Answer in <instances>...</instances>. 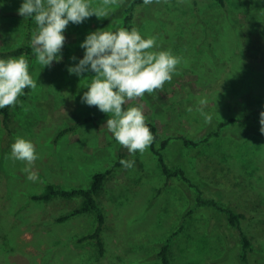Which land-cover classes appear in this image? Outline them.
<instances>
[{
  "label": "rangeland",
  "instance_id": "obj_1",
  "mask_svg": "<svg viewBox=\"0 0 264 264\" xmlns=\"http://www.w3.org/2000/svg\"><path fill=\"white\" fill-rule=\"evenodd\" d=\"M133 1L118 0L106 17L69 23L62 60L50 68L36 63L30 47L36 29L30 34L29 71L38 86L28 89L14 108L11 137H5L0 119V264H162L160 245L182 223L171 264H244L239 231L221 212L197 206L198 198H213L244 213L241 226L251 242L247 264H264V135L259 123L264 0H225L224 7L214 0H160L134 7L133 27L142 37L155 36L154 50H170L182 60L179 74L162 92L145 94L126 107L143 106L146 119L157 126L156 147L167 141L161 149L167 166L183 169L190 182L178 176L166 180L150 147L133 156L120 146L107 130L108 116L81 102L94 73L78 78L68 72L83 58L80 44L86 36L123 28L125 9ZM23 2L0 0V50L25 41L24 20L17 14ZM99 3L92 0L94 7ZM201 99L208 102L203 111L212 115L210 123L197 110ZM189 107L192 112L186 111ZM227 119L233 121L213 135ZM16 137L35 146L36 182L27 179L24 163L10 158ZM183 138L199 144L186 147ZM121 160L134 161V166L125 169ZM106 169L112 172L98 195L105 216L100 258L92 241L79 242L95 229V215L56 221L77 208L79 199L43 203L31 196L48 184L85 188L94 173Z\"/></svg>",
  "mask_w": 264,
  "mask_h": 264
},
{
  "label": "clouds",
  "instance_id": "obj_2",
  "mask_svg": "<svg viewBox=\"0 0 264 264\" xmlns=\"http://www.w3.org/2000/svg\"><path fill=\"white\" fill-rule=\"evenodd\" d=\"M153 2L159 3L160 0H143L145 5ZM116 5L118 0H100L95 7L92 0H24L17 14L23 18H34L36 30L30 47L36 63L42 68H50L54 62L62 60L66 41L64 32L69 23L79 25L92 16L98 19L106 17L110 7ZM80 47L84 49L83 58L68 68L69 74L79 78L86 72L94 73L87 91L81 96V102L89 107L95 106L108 116L105 123L107 130L130 155L134 156L137 152L143 155L154 141L143 106L125 109L124 105L142 100L145 94L162 92L164 85L179 74L177 68L182 58L173 55L170 50H154L158 48L156 37L145 39L135 27L131 30L119 28L116 31L91 32ZM37 86L38 79L30 74L29 60L23 55L0 58V109L16 107L20 103L19 97L25 94L24 90L35 91ZM207 103L206 99L199 100L201 107L197 110L205 123H210L212 115L203 111ZM186 111L192 112V108ZM259 115L260 133L264 135V111ZM10 158L25 164L23 172L29 181L39 179L38 173L32 170L39 156L31 141L16 137L10 146ZM120 164L125 169H131L134 161L121 160Z\"/></svg>",
  "mask_w": 264,
  "mask_h": 264
},
{
  "label": "trees",
  "instance_id": "obj_3",
  "mask_svg": "<svg viewBox=\"0 0 264 264\" xmlns=\"http://www.w3.org/2000/svg\"><path fill=\"white\" fill-rule=\"evenodd\" d=\"M217 4L224 7L226 4L225 0H214ZM138 2H143V0H134L126 9H125V17L123 20V28L131 30L133 28V19H134V10L135 6L138 4ZM20 16V15H19ZM23 18V17H22ZM24 20V26H25V33H24V43L21 46H18L16 48L8 49V50H0V58L7 59V58H18L21 55H24L26 59L29 60L30 56V48L27 44V40L32 33L36 29V24L34 21V18H23ZM25 94L23 96L19 97V101L21 102L27 97L28 89L24 90ZM15 107H5L3 109H0V119H1V126L4 130L5 137H11L12 135V115L13 110ZM124 108L127 109L126 105H124ZM233 119H227L224 121H220L217 126V131L213 133V135L218 136L220 135V130L225 127L227 124L232 122ZM147 126L149 127L152 135L154 136V141L150 146V150L152 153L157 157V160L159 162L160 168L162 170V173L164 174L166 180L172 178L173 176H178L181 180L185 182H190L189 178L187 177L185 171L183 169L177 168L175 170H171L161 153V149L164 148L167 141L163 140L160 143V147H156V142L159 140V134L157 130V126L146 119ZM73 129L71 127L70 129L66 128L60 131L58 134V137L62 134L68 132L69 130ZM206 138L205 140H207ZM183 143L186 147L191 146H197L199 143L192 141L187 138H183ZM116 166L119 165V162L115 163ZM112 169H106L105 171L96 172L91 176L90 184L85 188H71V189H64L58 186H55L53 184H48L45 188V190L41 194L32 195L31 199L34 201H39L43 203H48L55 199H65V200H73V199H79L80 204L77 208L69 211L67 214L62 215L59 217L56 221L58 222H64L67 219H70L72 217H76L81 214L91 213L95 215L96 225L95 229L81 237L79 239V242L84 241H92L97 249L98 256L101 258L104 254V243L102 240V233L104 230L105 225V216L104 212L102 211L101 207L98 203V195L103 187V184L107 177L111 174ZM197 206H205V207H211L218 212H221L228 224L232 228H236L239 231L240 235V243L241 248L239 252V258L240 261L244 264H247L248 262V254L251 251V242L248 238L247 234L243 231V228L241 226L242 220L246 219V216L244 213L237 211L231 206H224L221 203H219L217 200L213 198H198L196 202ZM184 220L187 217L186 214H184ZM184 223H182L180 226H178L174 231H172L161 243L160 250L158 253V257L162 264H171V249L172 244L179 234L184 229ZM3 245V244H2Z\"/></svg>",
  "mask_w": 264,
  "mask_h": 264
}]
</instances>
